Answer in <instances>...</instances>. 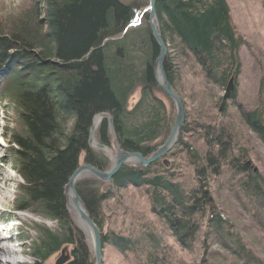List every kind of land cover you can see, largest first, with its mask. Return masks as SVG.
<instances>
[{
	"label": "trees",
	"instance_id": "trees-1",
	"mask_svg": "<svg viewBox=\"0 0 264 264\" xmlns=\"http://www.w3.org/2000/svg\"><path fill=\"white\" fill-rule=\"evenodd\" d=\"M146 7L144 0H37L13 21L0 24V100L13 102L17 126L8 136L12 146L7 164L21 179L13 211L31 212L56 224L54 230L39 229L38 239L31 243L34 264L65 248L70 250L63 264H93L87 242L66 209L64 187L80 160L101 171L108 168L107 160L87 146L95 115L112 118L121 150L144 157L171 131L173 103L154 81L158 48L145 21H137ZM156 15L163 41L191 61L202 79L223 89L231 75L237 78V52L243 42L226 0H165L156 3ZM173 66L166 54L164 71L175 90L179 71ZM135 90L139 98L128 108ZM235 97L236 82L232 104ZM216 103L194 116L184 112L180 137L164 156L170 158L169 168L162 159L145 168L123 166L106 192L96 188L101 184L96 179L76 184L102 247H113L135 264H174L180 259L175 253L192 251L202 233L205 248L216 244L232 257L228 264H264L208 201L226 188L264 236V173L242 167L251 154L238 140L246 141L247 136L233 133V114L227 107L215 111ZM239 112L242 123L264 146L259 112ZM96 140L107 145L106 120ZM128 187L145 196L162 232L155 231L152 222L154 229L145 233L103 232L105 205L118 200L119 192ZM164 232L178 250L163 239ZM219 254L206 251L201 264H216L214 257L225 262L226 256Z\"/></svg>",
	"mask_w": 264,
	"mask_h": 264
},
{
	"label": "rangeland",
	"instance_id": "rangeland-1",
	"mask_svg": "<svg viewBox=\"0 0 264 264\" xmlns=\"http://www.w3.org/2000/svg\"><path fill=\"white\" fill-rule=\"evenodd\" d=\"M121 1L128 2L130 0ZM35 2H37V0H0L1 26L13 21L23 12L28 11ZM144 3L147 4L148 0H144ZM226 3L229 8L231 23L234 30L243 42L237 52L240 72L236 79L234 77L236 82L235 103L232 104V102L228 100L226 107L227 111L230 112L231 115L233 114L234 117L232 119L235 126L233 133L238 131L242 134L245 133L247 136L246 141L244 139L241 140L239 139L241 138L240 133H237L239 139L238 145L242 144L240 147L242 149L246 148L251 154L249 159L241 163L242 167L246 166L254 171V173H264V146L254 133L250 132L242 123L239 112L241 110L243 112L258 111L264 127V0H226ZM140 19L147 24V13L143 10L138 14L137 21L139 22ZM164 44L167 50L166 54H168L169 59H171L174 65V70L179 71L178 74H176L175 90H173L178 97L183 100L184 112L187 113V116H194V112L202 110L203 108H209L210 106L213 108L215 102L217 103L214 110L218 111L225 87L221 89L209 84L197 74L198 68H191V61L188 63L178 51L172 49V47L165 42ZM156 96L167 105L162 95L156 93ZM138 98L139 90H135L127 102L128 108H131L137 102ZM15 112L16 110L13 102L11 103L5 98L0 100V229H2L0 233H2L5 238L9 239L6 244H2L10 246L16 252V255H13L14 262L17 264H34V260L30 256L31 243L38 239L39 229L46 228L54 230L56 224L31 212L13 211L12 203L17 190L16 186L21 184V179L17 173L7 164V150L12 146L8 140V136L10 132L17 128L15 125ZM173 112L175 114V110H173ZM230 117L231 116H229L228 119H230ZM115 143L117 144L110 134H108V143L105 146L108 147L110 153L106 154L97 150L94 151L107 160L108 168L106 170H108L112 164V156L113 158L117 156L118 150L115 148ZM119 150L121 149L119 148ZM163 158L161 159L163 160ZM164 159H166L170 165V158ZM83 164L84 163L80 160V165ZM125 166L139 168L130 163ZM84 179L93 178L88 177ZM96 188L100 192H106L107 189H109V182H101ZM139 191L140 190L128 187L119 192L118 200L114 198L107 202L103 211L105 218V225L103 227L104 233H108L109 230H115L124 232V235H135L145 233L154 228L155 231L160 229L162 232V227L158 225L157 220L149 210L145 196ZM210 198L212 199V204L214 203V207H217L231 224L232 229H234V234H240L246 242L247 248L255 252L264 262V236L252 225L249 215L240 209L233 198L232 192L222 187L216 197L211 196ZM66 209L74 226L85 238L90 257L94 264L93 254L85 233L77 226L67 204ZM149 222L154 224V228L149 225ZM162 236L163 239L166 238V242L172 245L173 241L169 240L166 232H164ZM206 244L207 241L202 236V233L198 234L197 243L193 250L190 252L175 253L176 258L180 259L174 264H201L203 256L208 250L213 253H220L219 255H221L222 258L226 256L225 262L224 260L222 261L221 258L214 257L213 263L228 264L231 262L232 257L229 256L225 250L216 244H212V247L205 248ZM202 246H204V248ZM172 249L178 250L175 245H172ZM69 250L68 248L63 249L62 252L50 256L42 264H56L60 258H64V261H66L68 259ZM102 264H135V262L134 259L131 261L124 260L113 247L105 245L102 247Z\"/></svg>",
	"mask_w": 264,
	"mask_h": 264
},
{
	"label": "water",
	"instance_id": "water-1",
	"mask_svg": "<svg viewBox=\"0 0 264 264\" xmlns=\"http://www.w3.org/2000/svg\"><path fill=\"white\" fill-rule=\"evenodd\" d=\"M162 1L165 0H148L147 8L145 9V12L147 13V25L149 27L150 34L158 48V54L153 64L154 79L156 85L171 100L175 110L174 123L167 139L154 153H152L148 157H144L142 154L138 152L121 151L118 148V144L115 143V148L118 150V153L117 156H115L114 158L112 156L111 159L112 164L108 170L101 171L88 164L80 165L70 175L64 187V196L68 208L70 209V207H72L74 213L76 214L77 220L79 221L80 226H82L91 237L90 238L91 241H89V244L94 258V264H102V243H101L100 232L92 222L89 214L86 211L84 203L82 202L80 196L78 195L75 189L77 180L79 181L81 175H85L83 179L89 177L103 183H108L117 174V172L121 169V167L129 163L139 168H145L151 165L157 160L163 158L167 153H169L172 150V148L175 146L180 136L182 126L184 124V107L182 101L180 100L178 95L174 92L168 79L166 78L164 71V60L166 57L167 50L159 32L157 15H156V3ZM234 91H235V79H234V75H232L229 78L224 88V94L221 97L220 104L218 107V112H222L224 110L228 100L231 99ZM104 120H106L107 122L108 134H110L112 139L115 141L113 120L109 115L101 113L95 115L91 120L90 128L88 131L87 146L92 151L97 150L102 153L109 154L110 152L108 147L103 144H100L96 140V132ZM162 164L166 168L169 167V162L166 159L162 160ZM208 201L212 203L211 198H209ZM80 226L78 227L81 229ZM64 262H65L64 258H60L56 264H63Z\"/></svg>",
	"mask_w": 264,
	"mask_h": 264
},
{
	"label": "bare ground",
	"instance_id": "bare-ground-1",
	"mask_svg": "<svg viewBox=\"0 0 264 264\" xmlns=\"http://www.w3.org/2000/svg\"><path fill=\"white\" fill-rule=\"evenodd\" d=\"M80 177H81V178H80ZM80 177H79V178H80L79 181L82 180L83 177H85V175H81ZM79 181L77 180L76 184H77ZM75 186H76V185H75ZM69 210H70L72 216L74 217V221L76 222L77 226H80L79 221L77 220L76 214L74 213L72 207H70ZM80 227H81L82 231L85 233V235H86L88 241H91V240H90L91 237H90V235L87 233V231H86L82 226H80ZM1 231H2V229H0V232H1ZM8 241H9V239H8V238H5L4 235H3L2 233H0V246L3 245L2 243H7ZM4 250H5L6 254H7L8 257H9V260H10L9 264H17V263L14 262V260H13V255H16V252H15L10 246L5 247Z\"/></svg>",
	"mask_w": 264,
	"mask_h": 264
},
{
	"label": "flooded vegetation",
	"instance_id": "flooded-vegetation-1",
	"mask_svg": "<svg viewBox=\"0 0 264 264\" xmlns=\"http://www.w3.org/2000/svg\"><path fill=\"white\" fill-rule=\"evenodd\" d=\"M244 168H247L246 166H244Z\"/></svg>",
	"mask_w": 264,
	"mask_h": 264
}]
</instances>
